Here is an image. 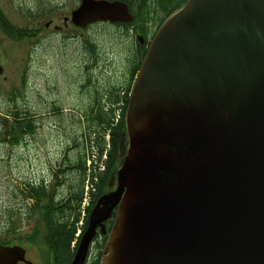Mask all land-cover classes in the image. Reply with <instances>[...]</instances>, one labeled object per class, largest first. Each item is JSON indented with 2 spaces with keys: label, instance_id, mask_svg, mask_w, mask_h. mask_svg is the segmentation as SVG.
Here are the masks:
<instances>
[{
  "label": "water",
  "instance_id": "obj_1",
  "mask_svg": "<svg viewBox=\"0 0 264 264\" xmlns=\"http://www.w3.org/2000/svg\"><path fill=\"white\" fill-rule=\"evenodd\" d=\"M133 19L121 1L73 13L80 28ZM127 129L73 264L118 206L102 264H264V0H188L147 52Z\"/></svg>",
  "mask_w": 264,
  "mask_h": 264
},
{
  "label": "rangeland",
  "instance_id": "obj_2",
  "mask_svg": "<svg viewBox=\"0 0 264 264\" xmlns=\"http://www.w3.org/2000/svg\"><path fill=\"white\" fill-rule=\"evenodd\" d=\"M139 3L140 0H137L135 11ZM78 4L76 0H0V26L4 24L3 16L17 26V31L13 32L6 25L12 33L3 30L0 33L1 47H14L17 55L16 64H12L9 71L12 82L0 79V104L6 106L11 101L18 102L20 107H28L37 120L34 132L27 136L28 145L18 149L17 157L6 160L4 147L0 150V155L5 157L4 160L0 157V224L8 217L6 212L10 207L21 202L15 200V191L20 192L25 181L42 183L53 175L52 163L66 153L74 122L81 119L89 105L90 100L85 94L87 89H84L86 84L91 81L90 89L95 91L127 83L126 58L133 40L125 43L123 28L105 24L79 31L70 24L59 34L55 31L54 26L64 27V19L71 17ZM42 6H46L49 15L38 22L28 11L34 7L40 10ZM37 11L34 9V12ZM51 21L54 26L45 30L46 23ZM29 27H40L43 34L30 39L32 34H27L26 30ZM38 44H43L44 49L38 51L33 66L28 67L24 63L27 51ZM84 44L88 46L87 51ZM11 87L16 96L9 99ZM58 106L64 110L63 119L51 109ZM41 116L44 122H40L43 119ZM0 137L3 138V135ZM18 156L27 158L20 159ZM68 178V175H62L61 180L66 184ZM72 180H78L76 174ZM24 224L32 226L34 222L23 223L19 213L14 226L19 228Z\"/></svg>",
  "mask_w": 264,
  "mask_h": 264
},
{
  "label": "flooded vegetation",
  "instance_id": "obj_3",
  "mask_svg": "<svg viewBox=\"0 0 264 264\" xmlns=\"http://www.w3.org/2000/svg\"><path fill=\"white\" fill-rule=\"evenodd\" d=\"M34 9L38 10L34 7L28 12L38 22L44 21V17L49 15L46 6H42L37 12H34ZM1 16L2 13L0 12V21L2 20ZM52 23H46L44 29L49 30L54 26ZM26 30L28 31L27 34H33L34 37L39 36V33L43 34L40 27H29ZM0 33H3L1 26ZM38 46H33L27 51L24 63L28 67L33 66L38 51L44 49L43 44H38ZM41 55L43 56V52ZM16 56L14 47L2 48L0 43V66L4 68V74L0 76V79H4L6 83L12 82L9 71L11 65L16 64ZM15 96L16 92L11 87L8 98L12 99ZM5 105L0 104V135H3V138L0 137V150L4 147L7 160L17 157L18 149L28 145V133L23 138L22 145L16 143L18 133L20 134L18 127L21 126L22 122H33V116L22 117L19 115L21 111L30 112L28 107H20L18 102L13 103L11 101ZM36 123L37 120H35ZM0 157L2 160L5 158L1 155ZM115 189L109 185L101 193L99 189L86 193L82 187H38L36 190L28 188L24 191L23 193L28 197L18 192L15 200L19 199L21 202L12 207L10 233L0 226V250H2L0 252V264H73L82 239L89 229L92 214L99 199ZM19 213H21L23 223L34 222V224L32 226L24 224V227L20 226L19 228L14 226ZM115 218L116 214H113L111 219L101 221L89 247L85 264H100Z\"/></svg>",
  "mask_w": 264,
  "mask_h": 264
},
{
  "label": "trees",
  "instance_id": "obj_4",
  "mask_svg": "<svg viewBox=\"0 0 264 264\" xmlns=\"http://www.w3.org/2000/svg\"><path fill=\"white\" fill-rule=\"evenodd\" d=\"M129 3L134 8L137 0H121ZM187 0H140L138 6V12L135 17V23L137 24L136 31H140L143 35H148V26L150 22H159V27L169 17L181 9ZM135 25V24H134ZM128 29L129 25H118ZM128 35H126L127 39ZM146 49L140 47L138 52L134 54H127L126 71H127V84L125 85H111L107 91H101L97 103L92 105L87 112L84 113L85 118L82 122L78 120L75 134V154L69 155L70 159L68 163L67 171H73L79 178V182L73 184L71 180V186H85L88 177L87 160L92 154L93 148H96L99 162H102L103 156L108 149V141L106 136L108 133L111 135V150L108 152V160L106 162L107 172L100 175L98 167L95 168V172L92 174V179L98 177L99 182L95 183L97 189L101 192L105 190L111 178L112 172L115 170L118 161V148L122 138V133L125 130V114L126 108L123 111V120L116 126L115 113L116 109L106 111L102 101L106 96L107 101L111 106L118 105L122 101V93L125 92L124 101L126 105L129 102V93L135 81L136 75L140 70L142 60L145 57ZM89 69V68H88ZM77 123V122H76ZM90 151V153H89ZM61 173V171H60ZM100 192V193H101Z\"/></svg>",
  "mask_w": 264,
  "mask_h": 264
}]
</instances>
